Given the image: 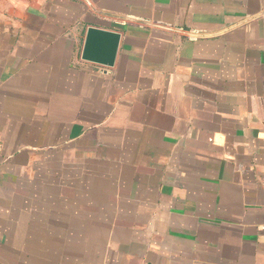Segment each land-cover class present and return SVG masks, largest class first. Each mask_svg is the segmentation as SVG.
I'll return each mask as SVG.
<instances>
[{
  "label": "crops",
  "instance_id": "1",
  "mask_svg": "<svg viewBox=\"0 0 264 264\" xmlns=\"http://www.w3.org/2000/svg\"><path fill=\"white\" fill-rule=\"evenodd\" d=\"M0 139V264H264V0H0Z\"/></svg>",
  "mask_w": 264,
  "mask_h": 264
},
{
  "label": "water",
  "instance_id": "2",
  "mask_svg": "<svg viewBox=\"0 0 264 264\" xmlns=\"http://www.w3.org/2000/svg\"><path fill=\"white\" fill-rule=\"evenodd\" d=\"M88 1V0H86ZM123 20H133L143 24H151L145 20H138L128 16L114 15ZM157 25V24H155ZM166 28V26L157 25ZM122 34L119 31L90 26L87 30L85 46L82 51V58L86 61L97 63L105 67H112L116 62Z\"/></svg>",
  "mask_w": 264,
  "mask_h": 264
},
{
  "label": "built area",
  "instance_id": "3",
  "mask_svg": "<svg viewBox=\"0 0 264 264\" xmlns=\"http://www.w3.org/2000/svg\"><path fill=\"white\" fill-rule=\"evenodd\" d=\"M2 152H3V146H2L1 139H0V156L2 155Z\"/></svg>",
  "mask_w": 264,
  "mask_h": 264
}]
</instances>
